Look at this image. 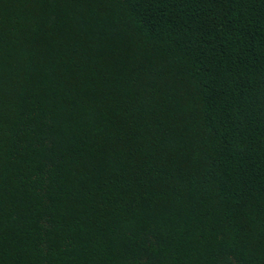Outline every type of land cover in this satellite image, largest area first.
I'll list each match as a JSON object with an SVG mask.
<instances>
[{"label": "trees", "instance_id": "obj_1", "mask_svg": "<svg viewBox=\"0 0 264 264\" xmlns=\"http://www.w3.org/2000/svg\"><path fill=\"white\" fill-rule=\"evenodd\" d=\"M0 264H264V0H0Z\"/></svg>", "mask_w": 264, "mask_h": 264}]
</instances>
